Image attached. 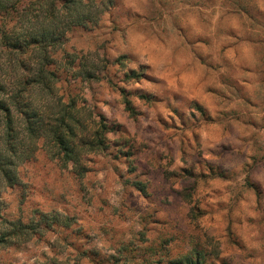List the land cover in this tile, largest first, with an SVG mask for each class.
Masks as SVG:
<instances>
[{
    "label": "clouds",
    "instance_id": "obj_1",
    "mask_svg": "<svg viewBox=\"0 0 264 264\" xmlns=\"http://www.w3.org/2000/svg\"><path fill=\"white\" fill-rule=\"evenodd\" d=\"M0 264H264V0H0Z\"/></svg>",
    "mask_w": 264,
    "mask_h": 264
}]
</instances>
